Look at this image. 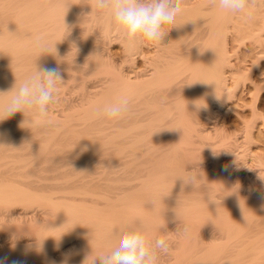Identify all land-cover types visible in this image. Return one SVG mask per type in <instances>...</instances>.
Returning <instances> with one entry per match:
<instances>
[{"label": "bare ground", "instance_id": "bare-ground-1", "mask_svg": "<svg viewBox=\"0 0 264 264\" xmlns=\"http://www.w3.org/2000/svg\"><path fill=\"white\" fill-rule=\"evenodd\" d=\"M203 1L211 19L202 18V1L182 0L172 38L151 42L152 51L144 50L146 43L125 49L124 56L138 54L144 62L126 69L121 65L129 58L118 65L106 49L113 31L120 37L117 25L95 10L94 0H0V93H6L0 107L36 66L58 68L63 78L49 125L22 128L29 117L21 112L0 122V264H92L96 257L99 264L131 223L145 226L151 240L174 236L159 264H264V184L256 190L244 175L253 182L248 185L236 163L255 152L252 129L262 115L253 105L252 118L243 117L242 130L237 126L243 149L238 133L231 141V127L212 120L229 95L226 67L233 65L218 41L234 20L216 0ZM253 3L257 21L238 25L261 43L264 23H256L264 22V0ZM38 36L57 43L56 53L39 57ZM92 77H99L95 84ZM260 80L248 79L252 95ZM121 97L130 102L123 118L94 114ZM192 170L195 187L178 178Z\"/></svg>", "mask_w": 264, "mask_h": 264}, {"label": "clouds", "instance_id": "clouds-1", "mask_svg": "<svg viewBox=\"0 0 264 264\" xmlns=\"http://www.w3.org/2000/svg\"><path fill=\"white\" fill-rule=\"evenodd\" d=\"M216 6L226 14L247 11L251 16L254 3L253 0H216ZM94 8L112 16L119 36L129 50L145 42H162L168 34L163 31L164 26L174 24L180 11L179 4H174L173 0H94ZM56 44L42 36L36 37L33 41V47L39 57L42 54H52L53 49L56 53ZM61 82L63 78L58 68L38 69L36 66V71L32 75L19 84L15 83L10 91L12 92L10 100L0 107V122L21 112L25 117L26 114L29 117L21 123L22 128H42L49 125L51 123L49 107L57 102V85ZM196 106L199 108L202 105L196 102ZM129 108V99L121 97L116 103L94 109V114L118 120L128 113ZM25 124L27 127H23ZM227 167L226 165V170ZM189 173L187 177L178 178L185 184H192L195 187L198 174L193 170ZM168 251L169 244L164 237L156 238L153 242L149 239L145 226L131 223L121 231L116 246L108 254L99 256V264H159L160 254H166ZM96 258L92 260V264H95Z\"/></svg>", "mask_w": 264, "mask_h": 264}, {"label": "rangeland", "instance_id": "rangeland-1", "mask_svg": "<svg viewBox=\"0 0 264 264\" xmlns=\"http://www.w3.org/2000/svg\"><path fill=\"white\" fill-rule=\"evenodd\" d=\"M174 1H175V3H174ZM173 1V3L174 4H178L179 3V5L181 4L180 2H182V0L179 2V1H177V0H174ZM191 1H194V2H191L190 3V0H189V4L192 6V5H194L195 3H196V0H191ZM200 1H202V3L204 4V1L203 0H200ZM200 1L199 0H197V2L198 3H196V4H202V3H200ZM196 6V5H195ZM204 6H206V4H204V5H201V6H199L204 12L206 11L207 12V10L205 9L204 10ZM263 7H264V4L262 5ZM263 7H260V12H259V15H262V14H260V13H262V11H263V13H264V8ZM261 8H262V10H261ZM211 10H213L212 8H211ZM253 11V10H252ZM251 11V12H252ZM204 12L202 13L203 15H205L206 14V12H205V14H204ZM254 12V11H253ZM252 12V13H253ZM210 13H211V11H210ZM209 12L205 15V16H203L202 15V18L204 17L206 20H208L209 18L211 19L212 18V15L210 14ZM251 13V15H252V17L251 16H249L248 14H247V11L246 12H244L243 14L242 13H238V16L236 15V14H233V20L234 21H229L228 20V23L229 24H227V25H230L229 27H228V29H225V33L223 32L222 33V35H221V37L222 38H219V41H218V47L220 48V49H218V50H222V47H223V49H227L226 51H227V53H228V59L230 60V63H232V67L230 66V65H228L227 67H226V75H227V81H228V84H227V86L228 85H230L228 88H227V92H228V94L229 95H227L225 98H223L224 100H223V102L221 103V105L222 106H220L219 108L221 109H219L218 108V110H219V112L217 113L216 112V110H217V107H216V110H215V114H214V118H212V120H214L215 119V121L216 122H221V123H223L224 125L227 123L228 125H227V127H228V129L231 127V130H230V132H232V133H230V134H233L229 139L231 140V141H234V139H235V137H238V138H236V139H238V140H235V141H238L239 142V140H240V138L242 137V135H241V133L243 132H241V131H239V127H237V126H239L240 125V130H242V125L240 124V123H242L243 122V117H244V119H246V118H252L251 117V111H252V107L254 108V106L256 107H259V108H257L259 111L258 112H260V114L262 115L261 117H260V119H259V123H257V125H255L253 128L254 129H252L253 130V132H254V138L256 139V138H258V139H256L257 140V142H256V140H254V138L252 139V140H254L253 141V143H251L250 144V146L252 147H250V149H251V151H255V152H250V153H247L246 155H244V157H242V156H240V157H238L239 159H237L238 161H236V163H238V165H240L241 167H243L244 169H246L245 171H249L248 173H249V175H247V172H245L240 166H239V168H240V170H242V177L244 176V175H246L248 178H249V176H251V178H252V181L255 183V189L257 190V189H259L260 187H262L263 185L262 184H264L263 182L264 181H262V180H264V179H262L261 180V178H264V176L263 177H261L260 178V176H262L263 174H262V171L260 172V170L262 169V168H264V161H263V159H264V83H263V87L262 86H260L259 87V89H261V91H255V94L253 93V95H252V93L250 92V91H252V90H250V88L251 87H249L248 88V85L249 86H252V82H253V79H254V81H257L258 80V83H259V80L260 81H263L264 82V38H263V40H261V43H258L259 41H257L258 39L255 37V36H250V32L249 33H245V32H242V31H240L239 30V28H241L242 29V25H243V27L244 26H246L247 25V23H248V21L249 20H251L250 22H252V21H255L256 19H258L256 16H255V14H254V16L256 17V19L255 20H253V14ZM208 14H209V16H208ZM236 15V16H235ZM207 16H208V19H207ZM234 16H235V18H234ZM241 16H242V18H241ZM245 16V17H244ZM247 16V17H246ZM254 17V18H255ZM203 18V19H204ZM239 18V19H238ZM247 18V19H246ZM250 18V19H249ZM260 18V20H258V23H256V24H261V23H264L263 22V19H261V17H259ZM231 19V20H232ZM237 19V20H236ZM244 19H246V21H243ZM249 19V20H248ZM248 20V21H247ZM236 21V22H235ZM241 21H243V24H242V22ZM257 21V20H256ZM255 21V22H256ZM260 21V22H259ZM241 22V24L242 25H240V27H239V23ZM234 23H237V24H234ZM232 25H233V27H232ZM262 25V24H261ZM116 26H114V28H115ZM167 27V28H166ZM173 27V28H172ZM232 28V30H231V28ZM263 27H264V24H263ZM248 28V27H247ZM246 28V29H247ZM167 31H166V30ZM171 29V30H170ZM174 29V25L172 24V25H165L164 26V28H163V30L165 31V33H170L169 34V36H165V37H167V38H165V39H168V40H170L171 38H172V36L171 35H173L172 34V30ZM236 29V30H235ZM233 30H235V31H233ZM237 30L239 31V32H237ZM114 32V31H113ZM112 32V35H111V37L113 38H109V42L107 41V43H106V49H108V52H109V54H110V56L112 57V60H114L115 59V63L117 62L118 63V61H121L120 63H122L123 64V61L126 59V58H129V60H127V62L125 63V61H124V65H121L122 67H124L125 66V68L126 69H130L129 68V66L131 67V69L134 67V69H136L137 67H138V63H139V67L142 65V63L144 64V62H142L143 61V58L141 59V56H139L138 54H137V58L136 57H134L133 55H132V53H130V52H128L129 54H130V56H129V54H128V56H127V53H126V55L124 56V54H125V51L127 52V50H125V49H127V47H126V45H125V43H123V41H122V39L120 38V37H118V39H117V36H118V34H117V32H115V34H117V36L116 35H114V33ZM233 32V33H232ZM243 33H244V35H243ZM262 34H263V36H264V28L262 29V32H261ZM224 34H227V35H225L224 37H223V35ZM240 34V35H239ZM249 35V36H246V35ZM262 34H261V36H262ZM236 35V36H235ZM237 36H239V37H237ZM243 37L242 39L240 38V37ZM262 36V37H263ZM114 37H116V39L114 38ZM176 37V36H175ZM247 37V38H246ZM262 37H261V39H262ZM239 38V39H238ZM249 38V39H248ZM257 39V40H254V41H252V39ZM111 39V40H110ZM114 39H115V41H114ZM238 39V40H237ZM256 41V42H255ZM263 41V42H262ZM251 42V43H250ZM146 44H144V50L147 52V51H152L153 49H154V44L153 43H149V42H145ZM224 43V44H223ZM254 43V44H253ZM263 43V44H262ZM147 44H150V46H148ZM250 44V45H249ZM252 44V45H251ZM259 44H261V45H259ZM147 45V46H146ZM151 45H152V47H151ZM257 45V46H256ZM260 46V47H259ZM150 49H149V48ZM253 47V48H252ZM255 47V48H254ZM262 48V49H261ZM149 49V50H148ZM152 49V50H151ZM254 49V50H253ZM260 49V50H259ZM250 50V51H249ZM263 50V51H262ZM254 51H255V53H254ZM111 52V53H110ZM244 52V53H243ZM246 52V53H245ZM263 54H262V53ZM124 53V54H123ZM258 53V54H257ZM231 54V55H230ZM242 54H244V55H242ZM253 57H252V56ZM255 55H256V57H255ZM259 55V56H258ZM261 55V56H260ZM77 56H78V54H77ZM114 56V57H113ZM246 56V57H245ZM251 56V57H250ZM125 57V58H124ZM130 57H132V58H130ZM139 57V58H138ZM239 57V58H238ZM124 60H123V59ZM238 58V59H237ZM247 58H249V59H247ZM252 58H253V60H252ZM254 58H255V60H254ZM118 59V61H116ZM138 61H137V60ZM237 59V60H236ZM257 59V60H256ZM239 60V61H238ZM241 60V61H240ZM129 61V62H128ZM136 61H137V63H136ZM233 61V62H232ZM238 61V62H237ZM257 61V62H256ZM132 62V63H131ZM241 62H242V64H241ZM254 62V63H253ZM257 64H256V63ZM120 63H118V65L120 64ZM129 63H130V65H129ZM253 63V64H252ZM244 64V65H243ZM132 65H134V66H132ZM137 65V66H136ZM128 66V67H127ZM254 66V67H253ZM138 67V68H139ZM142 67H144L143 65H142ZM251 67H252V69H251ZM141 68V67H140ZM232 68V69H231ZM233 70V71H236V72H238L237 73V75H240V77L239 78H235V77H233V74L231 73V74H229L230 73V71L229 70ZM237 69V70H236ZM251 69V70H250ZM239 70V71H238ZM253 70V71H252ZM227 71H228V74H227ZM243 72H245V74L243 73ZM250 72H252V74L249 73ZM248 73V74H247ZM242 74H243V77H242ZM247 75L248 76H250V77H247ZM251 75H253L252 77H251ZM229 76V77H228ZM232 77H233V79H232ZM96 79L97 78H99V77H95ZM95 78H89L88 79V81L91 83V81L92 82H94L93 80L95 79ZM235 78V79H234ZM243 78V79H242ZM249 79V81H250V79H251V83H249V81H248V79ZM92 79V80H91ZM95 79V82H94V84L98 81V79L96 80ZM230 79V80H229ZM232 79V80H231ZM234 81V82H233ZM241 83V84H240ZM89 84V83H88ZM91 84H93V83H91ZM251 84V85H250ZM90 85V84H89ZM90 86H92V85H90ZM232 87V88H231ZM61 89V88H60ZM67 90H71V89H69V87L67 88ZM231 92V94H230V92ZM234 93V94H233ZM77 94V93H76ZM232 95V97H230ZM254 96L255 97V95H257L256 97H255V99H254V97H252V96ZM228 96H229V98H228ZM234 96V97H233ZM253 99H252V98ZM228 100H227V99ZM257 99V100H256ZM254 100V102H252ZM255 100L257 101V102H255ZM253 104H252V103ZM250 103H251V106H250ZM257 103V104H256ZM256 104V105H255ZM236 105V106H235ZM254 105V106H253ZM232 110V111H230V110ZM217 110V111H218ZM226 110H228V111H226ZM222 111V112H221ZM225 111V112H224ZM221 112V113H220ZM220 113V114H219ZM225 113V114H224ZM219 115V116H218ZM249 115H250V117H249ZM219 118V119H218ZM219 121H218V120ZM226 120V121H224V120ZM230 119V120H229ZM247 119V120H248ZM224 121V122H223ZM242 121V122H241ZM260 125H261V127H260ZM226 126V125H225ZM234 127V129L236 130V128H237V130L236 131H238V132H236L235 130V132H236V134H234L233 133V127ZM257 127V128H256ZM259 129V130H258ZM256 132V133H255ZM260 132V135H259V137H258V135H257V133H259ZM237 133H238V136H234V135H237ZM243 134V133H242ZM256 135V136H255ZM242 139V138H241ZM242 141V142H241ZM240 144L239 145H241L242 146V149H243V147H244V145H242L243 143H244V139H242V140H240V142H239ZM242 143V144H241ZM108 145V144H107ZM110 145H108V147H109ZM241 146H239L238 147V150H241ZM240 148V149H239ZM261 150V151H260ZM241 151H243V150H241ZM260 151V152H259ZM259 152V153H258ZM262 152H263V154H262ZM197 153L198 152H194V153H191L190 155H192V154H195V156H197ZM251 153H256V155L254 154H251ZM258 153V154H257ZM260 154H262L261 156H262V158H261V156H259ZM102 155V157H106V155L107 154H101ZM223 155H224V153H223ZM227 155V154H226ZM242 155V154H241ZM98 156V155H97ZM259 156V157H258ZM99 157V156H98ZM108 157V156H107ZM247 157V158H246ZM256 157H258L257 159H259V160H261L260 161V163H259V160H257V159H255ZM246 159V160H245ZM253 159V160H252ZM236 160V159H235ZM241 160H244V161H241ZM256 160V161H255ZM242 162V164L243 163H245L244 165H242L241 164V162ZM248 161V162H247ZM263 161V162H262ZM240 162V163H239ZM247 162V163H246ZM250 163H252L251 164V166H250ZM261 166H260V165ZM253 165V166H252ZM263 165V166H262ZM250 166V167H249ZM258 166V167H257ZM248 167V168H247ZM257 167V168H256ZM259 167H261V168H259ZM254 168H255V170H254ZM248 169V170H247ZM250 169V170H249ZM255 171H256V173H255ZM245 174H244V173ZM252 172V173H251ZM259 172V173H258ZM254 176H252L251 174ZM253 173H255V174H253ZM257 174H259V175H257ZM246 176H244L243 177V179L245 180H247L248 181V185H250V184H252L253 182L252 181H250V182H252V183H250L249 184V179H247V177ZM260 178V179H259ZM245 180V181H246ZM251 180V179H250ZM258 180H259V182H258ZM244 181V182H245ZM257 181V182H256ZM260 183H262V184H260ZM247 184V183H246ZM253 185V184H252ZM251 185V187H253ZM257 185V186H256ZM261 185V186H260ZM257 187V188H256ZM254 189V190H255ZM179 222V221H178ZM174 237L173 235H171V233H164V234H162V235H160L159 237H164L166 240H167V242L168 241H170V242H172V243H169V245L171 246V244H173V238L172 237ZM158 237V238H159ZM154 238H157V237H154ZM153 238V239H154ZM172 238V239H171ZM170 239V240H169ZM151 240V239H150ZM155 240V239H154ZM154 240H151V241H154ZM170 248V247H169ZM170 250H172L171 248L169 249V252H170ZM169 252H167V253H169ZM166 253V254H167Z\"/></svg>", "mask_w": 264, "mask_h": 264}]
</instances>
